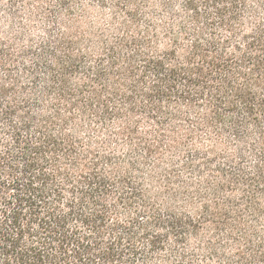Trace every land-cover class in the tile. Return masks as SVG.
Wrapping results in <instances>:
<instances>
[{
  "label": "trees",
  "instance_id": "obj_1",
  "mask_svg": "<svg viewBox=\"0 0 264 264\" xmlns=\"http://www.w3.org/2000/svg\"><path fill=\"white\" fill-rule=\"evenodd\" d=\"M0 264H264V0H0Z\"/></svg>",
  "mask_w": 264,
  "mask_h": 264
}]
</instances>
